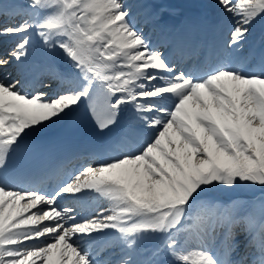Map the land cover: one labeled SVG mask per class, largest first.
<instances>
[{
  "label": "snow or ice",
  "instance_id": "1",
  "mask_svg": "<svg viewBox=\"0 0 264 264\" xmlns=\"http://www.w3.org/2000/svg\"><path fill=\"white\" fill-rule=\"evenodd\" d=\"M216 7L228 37L185 64L176 53L194 47L154 41L140 0H0L16 21L0 23L15 40L0 51V264H264V196L246 207L207 199L264 190V41L245 47L264 27V0ZM81 110L101 133L127 116L116 154L50 190L20 187L13 158ZM88 196L102 203L82 215ZM146 239L159 243L145 250Z\"/></svg>",
  "mask_w": 264,
  "mask_h": 264
},
{
  "label": "bare ground",
  "instance_id": "2",
  "mask_svg": "<svg viewBox=\"0 0 264 264\" xmlns=\"http://www.w3.org/2000/svg\"><path fill=\"white\" fill-rule=\"evenodd\" d=\"M177 2H180L182 4H186L189 5L191 2H193V0H174ZM172 5H175L174 3ZM221 27L226 30L228 28H230V23L227 20V18H225L222 22H221ZM40 79L42 78H48L46 75H42L39 77ZM116 143L113 142L111 143L108 148L106 150H101L102 154H105L106 156H110L112 153V146ZM58 162L60 163L59 165V177H61L62 175L65 174H69L73 171H75L78 166L76 164V161L74 159H61L58 156H56L54 153H48L44 156L41 166L42 168H46L48 169L52 164H58ZM19 177H21V175H19ZM237 203H243L245 201V199H237L235 200ZM101 201L98 200L97 204H99Z\"/></svg>",
  "mask_w": 264,
  "mask_h": 264
}]
</instances>
